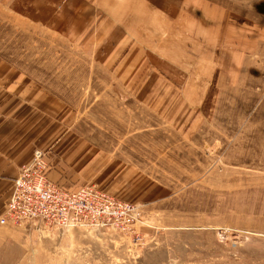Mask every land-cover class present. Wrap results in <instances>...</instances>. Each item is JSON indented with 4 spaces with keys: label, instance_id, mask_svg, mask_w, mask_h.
Listing matches in <instances>:
<instances>
[{
    "label": "rangeland",
    "instance_id": "374dc122",
    "mask_svg": "<svg viewBox=\"0 0 264 264\" xmlns=\"http://www.w3.org/2000/svg\"><path fill=\"white\" fill-rule=\"evenodd\" d=\"M0 75L53 100L49 182L130 205L0 264H264V0H0Z\"/></svg>",
    "mask_w": 264,
    "mask_h": 264
},
{
    "label": "built area",
    "instance_id": "2783aa9c",
    "mask_svg": "<svg viewBox=\"0 0 264 264\" xmlns=\"http://www.w3.org/2000/svg\"><path fill=\"white\" fill-rule=\"evenodd\" d=\"M30 163L19 169L13 181L1 226L30 224L38 228L71 229L113 227L124 218L130 205H123L106 193L84 186L66 191L49 182L48 163L42 151H35ZM124 225V224H123Z\"/></svg>",
    "mask_w": 264,
    "mask_h": 264
},
{
    "label": "crops",
    "instance_id": "0c3cea01",
    "mask_svg": "<svg viewBox=\"0 0 264 264\" xmlns=\"http://www.w3.org/2000/svg\"><path fill=\"white\" fill-rule=\"evenodd\" d=\"M7 78L0 75V217L5 211L7 198L12 190L13 179L18 174L21 165L31 161L34 150V138L29 136L30 131L39 133L44 130L47 111L52 109L53 100L49 107L48 101L40 96L38 91L27 88L11 86ZM38 97V98H37ZM32 105V106H29ZM49 112V113H50ZM39 115L41 127H29V122L34 115ZM37 120L35 125H39ZM36 149V148H35ZM50 179L54 180L53 173ZM15 229L0 225V258H4L5 249L10 246L15 236Z\"/></svg>",
    "mask_w": 264,
    "mask_h": 264
}]
</instances>
